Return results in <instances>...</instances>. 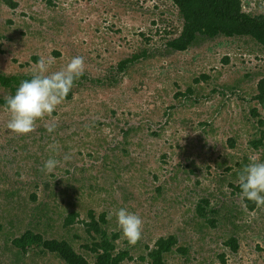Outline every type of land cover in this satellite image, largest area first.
I'll list each match as a JSON object with an SVG mask.
<instances>
[{"label": "rangeland", "instance_id": "1", "mask_svg": "<svg viewBox=\"0 0 264 264\" xmlns=\"http://www.w3.org/2000/svg\"><path fill=\"white\" fill-rule=\"evenodd\" d=\"M16 1L11 8L0 0V71L32 74L51 56L52 72L83 56L89 78L26 135L7 129L0 105V264H65L41 247L18 249L13 239L28 228L69 240L93 262L83 245L94 237L80 221L91 220L90 210L106 213L102 227L134 256L125 264H150L140 259L147 245L170 234L179 242L167 264H264V206L250 210L231 187L250 160L264 161V146L252 144L261 128L251 113L257 107L264 118L254 98L264 46L220 35L172 50L166 42L183 21L171 0ZM243 5L264 13V0ZM10 94L0 83V97ZM49 157L59 161L52 172L43 167ZM202 197L215 226L197 212ZM120 207L143 218L135 244L110 216ZM72 211L78 221L65 226ZM232 235L237 251L225 245Z\"/></svg>", "mask_w": 264, "mask_h": 264}, {"label": "trees", "instance_id": "2", "mask_svg": "<svg viewBox=\"0 0 264 264\" xmlns=\"http://www.w3.org/2000/svg\"><path fill=\"white\" fill-rule=\"evenodd\" d=\"M8 6L15 8L18 5L16 0H4ZM179 10L180 17L183 21L181 32L166 42V45L175 51H185L192 45L199 36L205 38H215L217 36L226 37H242L249 36L264 46V13H252L244 10L243 0H171ZM1 50V43H0ZM143 54H146L144 52ZM132 59L127 58L118 63L120 71L126 70L128 62ZM31 74L5 75L0 71V83L11 89L14 93L20 81L30 78ZM205 78L209 76L204 75ZM85 74L80 77L72 90L69 92L65 100L73 97L75 87L79 85L83 79H88ZM196 82L200 78L195 79ZM192 89H188V93ZM257 94L254 98L259 103L264 104V72L257 82ZM10 94V95H11ZM5 98L0 97V105L4 106ZM253 116L258 117V123L261 128V137L252 140V144L259 148L264 146V118L261 116L257 107L251 108ZM231 145H235V139H230ZM232 193L240 192L239 183H231ZM246 206L250 210H254L257 206L250 201L244 200ZM211 200L209 197H202L197 205V212L201 217L211 222L213 226L216 224L215 218L209 217L211 210ZM210 207V208H209ZM90 221L80 220L87 226V231L94 237L88 244L83 247L94 255V261L91 262L83 253L77 251L73 244L65 238L46 237L42 232L33 229H26L23 233L13 239V244L24 253L41 247L42 251H49L56 254L65 264H125L127 261L134 259L130 250L120 249L116 240L119 238L118 233L108 234L107 230L101 225L106 223V213H102L97 217L93 210H90ZM79 212L72 211L65 218L64 225L69 226L78 221ZM94 232V233H93ZM95 234H99L96 237ZM179 239L176 235L160 236L152 247L147 245L148 251L141 255L142 261H149L150 264H167L166 254L173 251L178 244ZM225 245L229 246L233 251L239 249L238 237L230 236ZM179 250L186 251V248L179 247ZM225 261L224 257L222 259Z\"/></svg>", "mask_w": 264, "mask_h": 264}, {"label": "clouds", "instance_id": "3", "mask_svg": "<svg viewBox=\"0 0 264 264\" xmlns=\"http://www.w3.org/2000/svg\"><path fill=\"white\" fill-rule=\"evenodd\" d=\"M54 57H40L36 70L30 78L20 81L13 94L5 98L4 106L9 113L7 129L16 135H26L35 130L37 122L52 117L57 107L64 102L76 81L85 74L83 56H74L60 70L49 72ZM55 124L49 126L52 132ZM68 155L65 159H69ZM59 161L49 157L44 169L54 171ZM241 199L264 206V161L252 159L239 175ZM114 215L123 237L131 244L142 238L143 218L126 207H120Z\"/></svg>", "mask_w": 264, "mask_h": 264}]
</instances>
